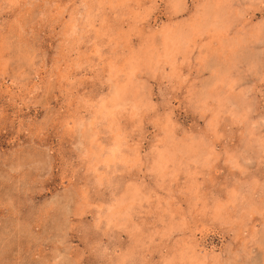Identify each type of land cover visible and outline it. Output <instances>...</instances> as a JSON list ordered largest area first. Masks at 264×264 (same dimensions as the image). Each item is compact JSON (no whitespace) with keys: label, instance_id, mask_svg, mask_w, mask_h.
<instances>
[{"label":"clouds","instance_id":"1","mask_svg":"<svg viewBox=\"0 0 264 264\" xmlns=\"http://www.w3.org/2000/svg\"><path fill=\"white\" fill-rule=\"evenodd\" d=\"M0 212V264H264V0H0Z\"/></svg>","mask_w":264,"mask_h":264},{"label":"rangeland","instance_id":"2","mask_svg":"<svg viewBox=\"0 0 264 264\" xmlns=\"http://www.w3.org/2000/svg\"><path fill=\"white\" fill-rule=\"evenodd\" d=\"M160 7H161V9H163L164 5L161 4ZM154 15L158 16V19L155 21L156 23H160V22L167 23L168 18L166 15L161 14L159 12L154 14ZM259 17H260V13H257L256 18L259 19ZM143 43H144V41L142 39H140L139 37H133V39H132V45L134 47H139ZM157 43H161V41L158 40ZM164 70L168 71V68H165ZM88 87H89L88 85H85V89H87ZM153 91H155V88L153 89ZM175 119H176V122H178V123H185V114L182 111L177 110L176 115H175ZM147 131L149 133L152 132V127L150 125L148 126ZM49 139H51V137H49ZM101 139L103 140L104 138L102 137ZM0 214H2V212H0Z\"/></svg>","mask_w":264,"mask_h":264}]
</instances>
